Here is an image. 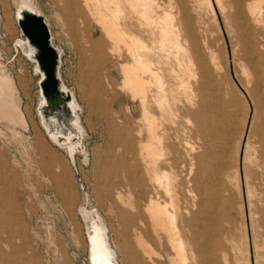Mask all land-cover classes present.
Instances as JSON below:
<instances>
[{
    "label": "bare ground",
    "instance_id": "6f19581e",
    "mask_svg": "<svg viewBox=\"0 0 264 264\" xmlns=\"http://www.w3.org/2000/svg\"><path fill=\"white\" fill-rule=\"evenodd\" d=\"M29 1L33 13L43 15L35 1ZM80 1L83 11L100 28L108 45L107 52L94 50V86L106 90V75L99 72L100 61L106 56L112 57L121 75L120 90L140 102L137 135L146 133L145 139H139V153L129 156L137 164L123 162L122 165L135 184L138 183V201L130 204V200L121 196L120 187L115 190L116 200L113 197L115 204L128 206L118 212L125 227L120 243L125 263L231 264L233 257L240 264V260H246V232L243 229V235L238 234L234 223L232 184L235 181L230 175L222 180L211 171L214 161L223 164L230 161L237 110L221 91L218 79L225 62L219 53L220 38L214 32L215 27L220 31L222 22L253 116L259 115L262 119L257 138L252 139L249 134L244 150L247 199L253 209L250 217L255 216L259 222L258 236L262 237L261 242L254 244L256 264H259V257L264 258V0ZM25 11L30 10H21L17 23ZM25 39L34 49L29 58L41 74L40 83L44 73L35 58L37 47ZM56 50L60 65V53ZM63 84L60 77L62 90L72 96ZM40 91L45 102L39 103L38 113L45 120L58 119L65 136L60 146L66 145L69 153L72 127L83 125L80 117L69 122L74 117L70 106L74 97L67 103V111L52 110L46 107L41 88ZM14 92V81L1 73L0 115L3 113L26 127L19 105L11 102ZM126 147L133 150L131 145ZM138 161L143 163V168ZM180 167L184 178L178 170ZM235 177L238 182V169ZM9 178L3 176L4 187H0V264H30L32 257L28 256L25 243L18 245L15 240H20L19 237L22 240L23 234L19 236L14 228L5 225L9 217L6 213L9 209L6 194L11 188ZM113 199H110L111 209L115 206ZM240 210L238 215L243 216L242 206ZM82 216L89 233L91 263V259L98 260L99 254H104L98 252H108V257L111 255L115 264H120L103 217L97 211L88 210H83Z\"/></svg>",
    "mask_w": 264,
    "mask_h": 264
},
{
    "label": "rangeland",
    "instance_id": "374dc122",
    "mask_svg": "<svg viewBox=\"0 0 264 264\" xmlns=\"http://www.w3.org/2000/svg\"><path fill=\"white\" fill-rule=\"evenodd\" d=\"M34 1L46 17L52 44L60 53L63 87L74 97L70 105L72 111L74 109V117L69 122L80 117L83 125L82 128L72 127L74 131L71 130L70 134L73 140L67 144L72 150L70 154L67 153V146H60L65 136L62 126L57 123L58 119L45 120L37 110L45 102L40 91L41 74L34 60L29 58L34 49L28 46L17 23L21 10L28 8L33 12L32 3L29 0H0V74L5 73L14 81L15 92L11 102L19 105L27 123L25 127L16 119H9L3 113L0 115V187H4L5 175L10 177L11 184L6 194L9 208L6 213L9 217L5 225L14 228L17 235L23 234L22 240L20 237V240H15L18 245L25 243V250L33 260L30 264H95V261L98 264H115L110 254L108 257V252H98L104 254H99L100 259L90 261L89 233L82 215L83 210L97 211L109 226L108 233L117 261L126 264L120 244L125 227L119 216L125 206L115 204L114 196L115 190L120 187L121 196L130 200V204L135 205L138 201V183L135 184L122 165L123 162L132 166L137 164L129 156L139 153V139L146 138L145 132L141 137L136 132L140 126L141 111L137 108L140 102L120 90L121 75L112 57L106 56L105 60L100 61L99 72L102 76L106 75V90L94 86V50L107 52L108 45L100 28L83 11L80 0L69 3L67 0ZM72 6L76 8L72 9ZM218 17L220 19L219 13ZM219 29L214 33L220 38L219 53L221 59L224 57L225 68L218 79L221 81V91L232 100L237 110L230 161L228 164L214 161L211 171L216 172L222 180L230 175L233 177L231 180L235 181L232 184L236 214L234 223L238 234L241 235L245 229L248 245L246 260H240V264H256L254 244L261 242L262 237L258 236L259 222L255 216L250 217L253 209L247 199L244 150L249 134L252 139L257 138V128L262 119L259 115L253 116L222 22ZM181 121L183 123L184 119ZM50 130L51 133L48 132ZM127 144L131 145L132 151L127 149ZM138 162L143 168V163ZM179 165H182L181 162ZM178 170L181 172L182 168ZM181 175L184 178L183 172ZM111 198L115 205L112 209ZM241 206L243 216L238 215ZM230 261L231 264L239 263L233 257ZM259 264H264V258L259 257Z\"/></svg>",
    "mask_w": 264,
    "mask_h": 264
},
{
    "label": "water",
    "instance_id": "95a60500",
    "mask_svg": "<svg viewBox=\"0 0 264 264\" xmlns=\"http://www.w3.org/2000/svg\"><path fill=\"white\" fill-rule=\"evenodd\" d=\"M24 36L37 47L35 58L44 73L40 88L47 101L48 109H67L70 93L64 92L58 76L59 54L51 41V32L45 17L30 11L23 12L18 22ZM67 111V110H66Z\"/></svg>",
    "mask_w": 264,
    "mask_h": 264
}]
</instances>
